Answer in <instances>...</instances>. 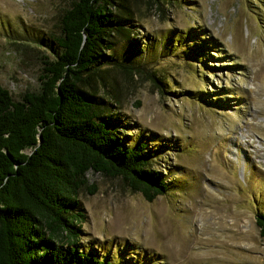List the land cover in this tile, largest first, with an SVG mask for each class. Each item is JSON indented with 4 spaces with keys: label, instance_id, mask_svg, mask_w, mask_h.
Returning <instances> with one entry per match:
<instances>
[{
    "label": "rangeland",
    "instance_id": "rangeland-1",
    "mask_svg": "<svg viewBox=\"0 0 264 264\" xmlns=\"http://www.w3.org/2000/svg\"><path fill=\"white\" fill-rule=\"evenodd\" d=\"M71 2L0 0V85L14 100L39 90ZM108 7L78 87L114 133L159 150L150 167L170 189L148 202L88 170L75 195L78 245L112 264H264V0Z\"/></svg>",
    "mask_w": 264,
    "mask_h": 264
},
{
    "label": "trees",
    "instance_id": "trees-1",
    "mask_svg": "<svg viewBox=\"0 0 264 264\" xmlns=\"http://www.w3.org/2000/svg\"><path fill=\"white\" fill-rule=\"evenodd\" d=\"M112 1L72 0L38 91L14 100L0 85V264H112L78 245L75 195L90 169L122 178L148 202L170 189L150 167L159 150L114 133L78 87L94 68ZM255 222L264 237V212Z\"/></svg>",
    "mask_w": 264,
    "mask_h": 264
}]
</instances>
